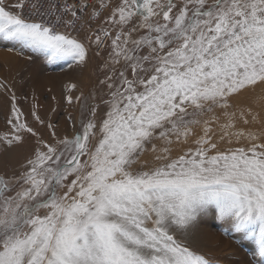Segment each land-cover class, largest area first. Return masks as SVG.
Here are the masks:
<instances>
[{
  "label": "snow or ice",
  "instance_id": "snow-or-ice-1",
  "mask_svg": "<svg viewBox=\"0 0 264 264\" xmlns=\"http://www.w3.org/2000/svg\"><path fill=\"white\" fill-rule=\"evenodd\" d=\"M0 41L70 69L94 51L107 89L51 140L11 94L0 143L36 139L0 174V264H218L188 238L212 209L264 264V0H0Z\"/></svg>",
  "mask_w": 264,
  "mask_h": 264
},
{
  "label": "rangeland",
  "instance_id": "rangeland-1",
  "mask_svg": "<svg viewBox=\"0 0 264 264\" xmlns=\"http://www.w3.org/2000/svg\"><path fill=\"white\" fill-rule=\"evenodd\" d=\"M16 2L6 0L10 5ZM86 34L84 32L80 37L83 39ZM11 47L10 43L0 41V82L8 86L7 91L0 90V134L10 130L6 121L11 115L12 93H15L17 106L24 114L22 119L45 140H51L52 130L56 131L57 137H62L71 133L74 124L79 127L80 119L88 117L89 106L99 103L92 97L107 91L97 87L98 78L103 79L104 69L100 66L101 57H97L94 51H90L85 65H74L70 69L62 61L49 63L43 56L27 51L20 56L15 50L8 51ZM28 56L32 59H27ZM102 56L106 59L103 52ZM68 83L77 84L71 93L65 90ZM81 92L84 95L80 101L73 99L71 104L68 103L67 95L75 97ZM34 106L45 125H40L31 115ZM69 116L73 119L69 120ZM48 123L53 129L46 127ZM35 139L28 135L23 143L11 147L0 143V174L18 172L31 154ZM188 238L189 243L218 264H260L255 256L254 242L235 232L228 222L219 220L214 209L200 218L189 231Z\"/></svg>",
  "mask_w": 264,
  "mask_h": 264
},
{
  "label": "bare ground",
  "instance_id": "bare-ground-1",
  "mask_svg": "<svg viewBox=\"0 0 264 264\" xmlns=\"http://www.w3.org/2000/svg\"><path fill=\"white\" fill-rule=\"evenodd\" d=\"M260 94H261L260 89L257 88L255 90V93L253 94L242 93L239 97H234V99L244 104H253L256 101V97L259 96ZM258 103L264 105V101H259ZM257 110H259V108H257Z\"/></svg>",
  "mask_w": 264,
  "mask_h": 264
},
{
  "label": "built area",
  "instance_id": "built-area-1",
  "mask_svg": "<svg viewBox=\"0 0 264 264\" xmlns=\"http://www.w3.org/2000/svg\"><path fill=\"white\" fill-rule=\"evenodd\" d=\"M70 2H77V0H70ZM92 2H94V3H98L99 2V0H92ZM89 11H91V9H85V11H84V13H78V15H83L84 16V18L85 19H88V12ZM89 27H95V21H93V23L91 24V25H84V30H82L80 33H79V35L80 34H82V33H84V32H87V29L89 28Z\"/></svg>",
  "mask_w": 264,
  "mask_h": 264
}]
</instances>
